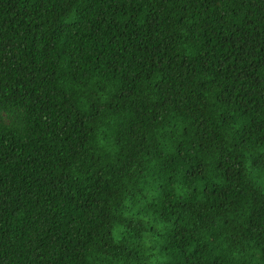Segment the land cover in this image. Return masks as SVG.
Returning <instances> with one entry per match:
<instances>
[{
	"label": "trees",
	"instance_id": "1",
	"mask_svg": "<svg viewBox=\"0 0 264 264\" xmlns=\"http://www.w3.org/2000/svg\"><path fill=\"white\" fill-rule=\"evenodd\" d=\"M0 264H264V0H0Z\"/></svg>",
	"mask_w": 264,
	"mask_h": 264
}]
</instances>
